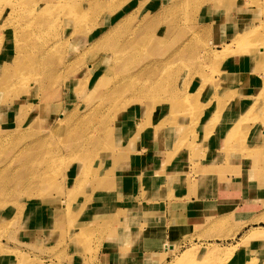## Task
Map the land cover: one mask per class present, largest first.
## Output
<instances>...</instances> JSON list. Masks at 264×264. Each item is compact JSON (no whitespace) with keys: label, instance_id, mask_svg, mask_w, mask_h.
Listing matches in <instances>:
<instances>
[{"label":"rangeland","instance_id":"374dc122","mask_svg":"<svg viewBox=\"0 0 264 264\" xmlns=\"http://www.w3.org/2000/svg\"><path fill=\"white\" fill-rule=\"evenodd\" d=\"M43 1L48 4L41 5ZM57 1L21 0L10 15L7 7L0 12V62L2 58L10 62L14 29L22 43L27 40L23 50L26 56L20 58L21 72L24 76L32 71L40 75L33 85V102L19 93L22 102L16 108L10 96L17 87L14 83H0V264H98L95 254L103 242L121 236L123 248L128 247L124 243L132 234L130 225L137 222L130 221L129 216L123 219L126 215L122 214L131 212L130 200L115 203L103 192L109 189L107 182L121 141L131 140V144L137 138L120 139L123 132L118 130L119 118L127 112H142L141 122L132 124L137 131L152 124L157 131L167 123L170 135L179 132L177 146L185 144L193 150L192 159L200 145L197 128L204 114L203 129L207 135L214 127L227 128L226 150L235 145L236 151H264L260 146L264 133L261 137L251 134L258 117L264 125V82L249 100L237 103L235 96L245 90L240 92L236 81L224 79L231 77L232 69H217H225L230 63L240 66V53H224L218 61L211 58L210 53L220 50V46L212 44L209 29L200 26L218 18V11L222 17L231 14L227 6L232 0ZM39 4L45 6V16L39 13ZM210 4L217 10L211 11ZM70 7L73 8L69 12ZM254 13L250 17L255 18ZM81 14L86 18L78 20L85 24L76 19ZM111 16L112 21H107ZM117 20L120 23H115ZM88 24L95 26L87 32ZM37 42L52 47L49 52H36ZM251 44L260 49L249 60L247 79L253 80L254 75L264 77V27L256 32ZM188 68V76L193 72L190 79L200 82V93L193 85L192 99L183 101L182 106L176 104L178 99L170 101L169 87L179 85L186 73L183 70ZM86 69L91 71L93 82H86L81 89L77 82ZM258 79L254 81L257 83ZM248 82L241 79L237 83L248 86ZM20 105L24 106L18 108ZM234 105H239V115L230 113L229 108ZM188 107H192L190 111ZM42 115L50 116L45 122ZM247 137L251 140L246 141ZM176 149L167 152L166 165H172ZM193 166L185 178H196V165ZM252 169L251 176L258 174V165ZM203 175L208 176L207 171H202L200 176ZM262 224L252 225L264 229V225L259 226ZM250 230H240L230 238L206 240L189 236L180 246L178 242L166 244L169 255L162 258V254L157 264H264V242L251 246L255 242L246 238Z\"/></svg>","mask_w":264,"mask_h":264},{"label":"crops","instance_id":"0c3cea01","mask_svg":"<svg viewBox=\"0 0 264 264\" xmlns=\"http://www.w3.org/2000/svg\"><path fill=\"white\" fill-rule=\"evenodd\" d=\"M209 26L208 38L218 46L220 38H230L240 27L237 24L216 32L220 26L212 22ZM241 60L243 62L239 69L230 71L231 77L228 78L236 81L240 92L244 89L256 93L259 84L247 79L250 76L249 61L246 57ZM240 79L248 80V86L239 85L237 82ZM141 114L138 109L119 118L118 130L123 132L120 139L123 136L127 139L137 138L131 144V140L121 141L122 145L117 148L119 153L116 152L114 156L113 172L107 182L109 189L103 190L112 200H130L131 212L122 214L126 215L123 219L129 216L130 221L134 219L135 223L136 219L137 222L131 223L135 226L130 225L132 234L129 241L124 243L128 245L127 248H123L121 236L101 244L95 254L98 264H157L169 255L165 251L166 244L178 242L180 246L189 236L206 240L220 236L230 238L240 230L248 231L256 226L252 224L264 223V149H261V154H253L243 149L236 151L234 148L237 146L230 143L234 146L226 150L227 128L220 130L214 127L212 133L207 135L203 129L204 114L197 128V142L200 145L196 157L192 159L193 150L185 144L177 146L179 132L170 135L167 123L157 131L154 130L155 124L138 131L132 128V124L137 126L141 122ZM49 116L42 115L41 119L46 122ZM252 125L251 134L253 132L261 137L264 133L261 119L258 117ZM247 139L251 140L250 137ZM260 141V146L264 148L263 136ZM175 148L177 151L172 165H166L167 152ZM194 164L196 178H185L186 171L192 170ZM255 164L259 167L258 174L251 176ZM202 171H207L208 176L201 177ZM170 202H174L172 206ZM257 244L251 246L255 248ZM162 254L165 255L160 258Z\"/></svg>","mask_w":264,"mask_h":264},{"label":"bare ground","instance_id":"6f19581e","mask_svg":"<svg viewBox=\"0 0 264 264\" xmlns=\"http://www.w3.org/2000/svg\"><path fill=\"white\" fill-rule=\"evenodd\" d=\"M26 1V0H25ZM31 1V0H30ZM41 1V0H40ZM59 1V0H58ZM57 1V2H58ZM85 1V0H84ZM195 1V0H194ZM200 1V0H199ZM208 1V0H207ZM218 1V0H217ZM229 1V0H228ZM21 2V0H3L2 5L0 7V12L1 10H3L5 7H7V15H10L11 13H13V11L15 10L16 6H19L18 4ZM88 2V1H87ZM90 2V0H89ZM94 2V1H93ZM186 2V1H185ZM192 2V1H191ZM222 2V0H221ZM230 2V1H229ZM23 3L24 0H23ZM28 3H31V2H28ZM40 3V2H39ZM47 2L46 1H43L41 5H47L46 4ZM51 3V2H50ZM72 4V2H70ZM97 3V2H96ZM196 3V2H195ZM199 3V2H198ZM37 4V3H36ZM90 4V3H89ZM110 4V3H109ZM207 4V3H206ZM220 4V3H219ZM39 4V8H38V11L39 13H43V11L45 10V6H41ZM51 5V4H50ZM53 5V4H52ZM64 5L66 4H63V7ZM96 5V4H95ZM194 5V4H192ZM34 6V4H33ZM49 6V5H48ZM47 6V7H48ZM55 6V5H54ZM60 6V5H58ZM62 6V5H61ZM70 6V5H69ZM78 6V4H77ZM91 6V5H90ZM93 6V5H92ZM99 6V5H98ZM186 6V5H185ZM190 6V5H189ZM188 6V7H189ZM201 6V5H200ZM199 6V7H200ZM211 6V11H216L217 10V6H213L212 4H210ZM219 6V5H218ZM62 7V9H63ZM75 7V6H74ZM191 7V6H190ZM53 8V6H52ZM71 8L73 7H70V10L69 12L71 11ZM161 8V7H160ZM206 8L205 10L207 11L208 9V4L205 5ZM221 8V7H219ZM227 8H229V10H231V14L229 13L228 15L226 16H223L221 15V11H218L217 15H218V18H214L211 20L212 23H215L217 24L218 26H220V28H216V32L217 30H221L222 28H226V27H234L235 25H239V29L238 31H236V33H232L233 35H230L229 37V40H222V38L219 40L220 42V50L218 49H215V52L214 53H210V57L213 58L214 60H222L223 56H224V53H240L238 54V59L239 56H241V59L242 57H246L247 58V61H249L250 59L252 60L254 58V56H256L257 53H260V49L257 47V46H254L251 44V41H252V38L253 36L256 34L257 31L261 30V27H264V0H232L231 4H229L227 6ZM21 9V8H20ZM28 9V8H27ZM36 9V8H35ZM65 9V8H64ZM63 9V10H64ZM98 9V8H97ZM187 9V7H186ZM251 9V11H250ZM50 10V9H49ZM63 10H60V11H63ZM74 10V9H73ZM78 10V9H77ZM76 10V11H77ZM92 10V9H91ZM232 10H235V11H232ZM53 11V10H52ZM99 11V10H98ZM110 12V9L108 10ZM254 11V15H255V18L254 17H250L251 16V12ZM16 12V11H15ZM14 12V14H15ZM56 12V11H55ZM54 12V13H55ZM234 12V13H233ZM31 13V12H30ZM47 13V12H46ZM52 13V12H51ZM53 13V14H54ZM61 13V12H60ZM81 13V12H80ZM161 13V12H160ZM207 13V12H205ZM27 14V13H26ZM25 14V16H26ZM44 14V13H43ZM79 14V13H78ZM89 14V13H88ZM91 14V13H90ZM211 14V13H210ZM6 15V16H7ZM13 15V14H12ZM41 15V14H40ZM63 15V14H62ZM67 15V14H66ZM73 15V14H72ZM85 14H81L79 17L80 18H76L77 20L78 19H84L86 18V16L83 18L81 16H84ZM93 15V14H92ZM99 15V14H98ZM213 15V14H212ZM257 15V16H256ZM21 16H24V15H21ZM24 16V17H25ZM29 16V15H28ZM36 16V15H35ZM39 15H37L38 17ZM45 16V14H44ZM64 16V15H63ZM69 16H71L69 14ZM68 16V17H69ZM110 16V15H109ZM12 17V16H11ZM27 17V16H26ZM31 17V16H30ZM42 17V16H41ZM66 17V16H64ZM75 17V16H74ZM77 17V16H76ZM90 17V16H89ZM99 17V16H98ZM209 17H212V16H209ZM40 18V17H39ZM38 18V19H39ZM97 18V17H96ZM101 18V17H99ZM6 19V18H5ZM69 19V18H68ZM73 19L72 17H70V20ZM98 19V18H97ZM112 16L107 19V21L111 22L112 20ZM124 19V17L120 18L119 20H122ZM218 19V20H217ZM256 19V20H255ZM27 20V19H26ZM34 20V19H33ZM36 20V18H35ZM92 20V19H91ZM117 20V22L115 21V23H120V21ZM11 21V20H10ZM74 21V20H73ZM72 21V23H73ZM79 21V20H78ZM81 21V20H80ZM79 21V22H80ZM106 21V20H105ZM114 21V20H113ZM25 22V21H24ZM31 22V21H30ZM36 22V21H35ZM48 22V21H47ZM50 22V21H49ZM61 22V21H60ZM78 22V23H79ZM82 23H84V21L82 20L81 21ZM80 22V23H81ZM89 22V21H88ZM92 22V21H91ZM6 21H4L3 24H5ZM17 23V22H16ZM23 23V22H22ZM38 23V22H37ZM219 23V24H218ZM26 24V23H25ZM28 24V23H27ZM30 24V23H29ZM34 24V23H33ZM50 24V23H49ZM76 24V23H74ZM85 24V23H84ZM84 24L82 26H84ZM87 24V23H86ZM96 24V23H94ZM89 25L88 28H85L87 30V32L89 30H91L95 25ZM102 24V23H101ZM106 24V22L103 23V25H100V27H103L104 25ZM20 25V24H18ZM24 25V24H23ZM22 25V26H23ZM32 25V24H31ZM62 25V24H61ZM115 25V24H114ZM211 25V24H210ZM14 26V25H13ZM44 26V25H43ZM113 26V25H112ZM201 28H209V24H205V25H200ZM21 27V26H20ZM18 27V28H20ZM28 27V26H27ZM49 27V26H48ZM75 27V26H74ZM79 27V25H78ZM199 27V26H198ZM212 27V26H211ZM25 28V26H24ZM47 28V27H46ZM50 28V27H49ZM73 28V27H72ZM200 28V29H201ZM22 29V28H21ZM27 29V28H25ZM37 29V28H36ZM77 28H75L76 30ZM41 30V29H40ZM51 30V29H50ZM199 30V29H198ZM3 31V30H2ZM18 31V30H17ZM27 31V30H26ZM34 31V30H33ZM106 31V30H105ZM20 32V30H19ZM30 32V30H29ZM75 32V31H74ZM129 32V31H128ZM135 32V31H134ZM7 33V32H6ZM79 33V32H78ZM17 32L16 30L13 29V32H12V36H11V42H12V52L13 54L11 55L10 57V62H7L6 60L3 61V58H2V61L0 62V83H5L7 85H11L12 83H14L15 87H17L16 91H13L11 92V96H10V99H12V104H13V107L15 106V108L21 104L20 102H22L21 100H19L18 96H19V93H22L24 94L27 98H29V100L31 101L30 97H34V95L32 94L33 93V85L34 83H37L38 81V72L36 71H32L31 73L28 74V76H25L23 75V73L21 72V69H23V66L21 65V57H25V53H23V50L25 48V44L27 42L26 41H20L19 38L17 37L18 35H16ZM23 34V33H22ZM22 34L20 36H22ZM32 34V33H30ZM44 34V33H42ZM41 34V35H42ZM68 34V33H67ZM10 35V34H9ZM46 35V34H45ZM104 35V34H103ZM8 36V35H7ZM32 36V35H31ZM38 36V35H37ZM108 36V35H107ZM34 37V36H33ZM48 37V36H47ZM102 37V36H101ZM226 37V36H225ZM24 38V37H23ZM23 38L21 40H23ZM36 38V36H35ZM39 38V36H38ZM63 38V37H62ZM158 38V37H157ZM156 38V39H157ZM30 39V37L28 38V40ZM58 39V38H57ZM32 40H34L32 38ZM38 40V39H36ZM41 40V39H40ZM47 40V39H46ZM56 40V39H55ZM59 40V39H58ZM100 40V35L99 37L97 38L96 43ZM30 41V40H29ZM64 41V40H63ZM66 41V40H65ZM91 41V40H90ZM230 41V43H228ZM50 42V41H49ZM55 42V41H54ZM57 42V41H56ZM0 43H1V40H0ZM31 43V42H30ZM91 44V43H90ZM233 44V45H232ZM238 46V48H234L236 45ZM232 45V46H231ZM235 45V46H234ZM29 46V45H28ZM62 46V45H61ZM52 47V44H44V45H41L40 43H35V51L36 52H49V50L51 49ZM84 48V47H83ZM260 48H263L262 45H260ZM3 49L2 45L0 46V52L1 50ZM30 49V48H29ZM32 49V48H31ZM91 49V48H89ZM108 49V48H107ZM111 49V48H110ZM88 50V49H87ZM214 51V49H212ZM86 51V50H85ZM92 51V50H91ZM5 52V51H4ZM88 52V51H87ZM93 52V51H92ZM90 52V53H92ZM207 52V51H206ZM98 53V52H97ZM243 53V54H242ZM251 53V54H250ZM263 53V52H262ZM1 54V53H0ZM5 54V53H2V55ZM27 54V53H26ZM32 54V53H31ZM36 54V53H35ZM208 54V53H207ZM213 56H212V55ZM7 55V54H6ZM4 55V58H6ZM84 56V55H83ZM92 56V55H91ZM2 57V56H1ZM29 58V57H28ZM92 58V57H91ZM44 60V59H43ZM154 60V59H153ZM28 61V60H27ZM26 61V62H27ZM116 61V60H115ZM34 63V62H33ZM33 63H29V64H33ZM26 64V63H25ZM28 64V63H27ZM249 64V63H247ZM35 65V64H34ZM33 65V66H34ZM228 65V64H227ZM26 66V65H25ZM29 66V65H27ZM91 66V65H90ZM88 66V68L90 67ZM188 66V65H187ZM36 67V66H35ZM48 68V66H46ZM227 68L225 69H217V71H225V70H228V69H232V71H236L239 69L240 66H235V65H232L231 63L228 65V66H225ZM186 68V67H185ZM216 68V67H215ZM250 68V66L248 65V69ZM34 69V68H33ZM43 69V68H42ZM46 69V68H45ZM91 69V68H90ZM253 70V67L251 68ZM30 69H27L26 71H29ZM189 68L188 69H184L183 72H186L185 75L180 79L179 81V85H177L176 87L174 88H171L169 87V90H171V92H169V98H170V101L172 100L171 98H175V99H178V103L176 104H179V105H182L183 106V101H188L187 99H192V94H191V88L192 86H196L198 91H199V85H200V82H196L195 79H190V77L193 75V72H191V76L187 75V73H190V71L188 72ZM23 71V70H22ZM25 71V70H24ZM46 71V70H45ZM48 71V70H47ZM91 72V71H90ZM87 69L85 70V72L81 75V77L78 79V82H77V85H80V88L83 89L84 88V85L85 83H89L90 81L93 82V75L92 73H90ZM27 73V72H26ZM47 73V72H46ZM206 74V73H205ZM134 76V75H133ZM92 77V78H91ZM253 77V80L255 79H258L257 81V84L259 85H263L262 82H264V77L262 78L260 75H254L252 76ZM42 78V77H41ZM45 78V77H44ZM31 79L30 81H27ZM46 79V78H45ZM171 79V77H170ZM169 79V80H170ZM226 81L229 80L228 78H224ZM44 81V79H42ZM223 80V79H222ZM241 80V79H240ZM239 80V81H240ZM262 81V82H261ZM26 82H30L32 83L31 85L27 83L26 85ZM47 82V81H46ZM123 83V82H122ZM121 83V84H122ZM180 84H182V86H180ZM190 84V87H188ZM123 85V84H122ZM11 87V86H10ZM98 86L96 84H93L92 85V88L94 90H97ZM118 88V87H117ZM6 90V89H5ZM10 90V89H9ZM4 91V90H3ZM8 90H6L7 92ZM105 91V90H104ZM5 92V93H6ZM200 93V91H199ZM8 94V92L6 93ZM94 94V93H93ZM103 94V93H102ZM1 95V94H0ZM4 96V95H3ZM253 94L252 92H242L241 94L239 95H236L235 96V101L237 103H242L243 100L245 99H250V97H252ZM36 98V97H35ZM33 102V101H31ZM7 104V103H6ZM191 104V103H190ZM189 104V105H190ZM188 105V106H189ZM21 106H24V105H20L18 108H20ZM36 107V104L34 105ZM239 105H234V107H230L229 108V111L230 113L232 114H236V115H239L240 114V107H238ZM192 107H188L187 108V111H190ZM36 111V110H35ZM4 113H5V110H4ZM36 114V112H35ZM230 114V115H232ZM182 115V114H181ZM180 115V116H181ZM220 116V114H218ZM226 115H229V114H226ZM233 116V115H232ZM243 118V117H242ZM56 122H60V121H56ZM29 125V124H28ZM137 131V130H136ZM52 132V131H51ZM79 132V131H77ZM77 134V133H76ZM79 134V133H78ZM83 134V133H82ZM86 134V133H84ZM87 135V134H86ZM4 137V136H3ZM41 139V138H40ZM87 141V140H86ZM1 143V142H0ZM84 145V144H83ZM246 238H248L249 241H252V242H255V243H262L264 242V229H261V228H257V227H253L251 230H250V233H248L246 235Z\"/></svg>","mask_w":264,"mask_h":264}]
</instances>
